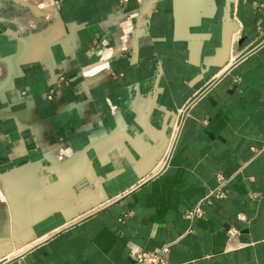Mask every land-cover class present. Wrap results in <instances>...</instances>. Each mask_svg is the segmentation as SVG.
<instances>
[{"label":"crops","instance_id":"1","mask_svg":"<svg viewBox=\"0 0 264 264\" xmlns=\"http://www.w3.org/2000/svg\"><path fill=\"white\" fill-rule=\"evenodd\" d=\"M33 3L0 16V264H264V0Z\"/></svg>","mask_w":264,"mask_h":264},{"label":"built area","instance_id":"2","mask_svg":"<svg viewBox=\"0 0 264 264\" xmlns=\"http://www.w3.org/2000/svg\"><path fill=\"white\" fill-rule=\"evenodd\" d=\"M264 15V10H263ZM61 80L64 81V77H61ZM53 93L49 95L50 98H52ZM223 179V177H221ZM221 195L224 196V193L221 192ZM204 212L200 207H197L190 212H188L187 217L190 220H194L198 217L203 216ZM237 231L232 228L229 230V234L233 235ZM169 251L168 247H164L160 252H152V251H146V250H139L134 254L135 261L138 264H169L168 260L164 256Z\"/></svg>","mask_w":264,"mask_h":264},{"label":"rangeland","instance_id":"3","mask_svg":"<svg viewBox=\"0 0 264 264\" xmlns=\"http://www.w3.org/2000/svg\"><path fill=\"white\" fill-rule=\"evenodd\" d=\"M34 10L33 0H0V16L8 19H23Z\"/></svg>","mask_w":264,"mask_h":264}]
</instances>
